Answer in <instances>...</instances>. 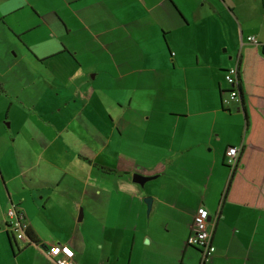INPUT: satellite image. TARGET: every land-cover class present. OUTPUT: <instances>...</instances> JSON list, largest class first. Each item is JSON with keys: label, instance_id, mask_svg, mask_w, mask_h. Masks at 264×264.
Returning a JSON list of instances; mask_svg holds the SVG:
<instances>
[{"label": "crops", "instance_id": "0c3cea01", "mask_svg": "<svg viewBox=\"0 0 264 264\" xmlns=\"http://www.w3.org/2000/svg\"><path fill=\"white\" fill-rule=\"evenodd\" d=\"M124 1L58 0L53 6H80L79 12ZM173 1L179 7L172 1L173 6H163L172 22L164 36L191 26L182 5L194 20L208 23L194 51L179 55L163 36L164 52L153 54L144 38L129 34L138 49L124 59L129 71L116 61V54L126 55L124 49L114 54L102 46L108 55H98L101 62H116L107 71L110 78L129 83L133 77L127 105L132 120L107 102L114 78L105 76L106 86L96 84L98 72L92 78L84 74L68 47L34 56L52 78L45 83L32 78L31 97L11 94L17 106L12 114L10 104L9 123L0 129V264H54L46 252L56 243L74 251V264H200V249L186 242L199 209L209 215L215 247L206 264H264V173L252 207L222 200L231 171L226 151L240 148L245 129L238 97L231 96L223 75L236 68L237 58L231 65L232 57L212 55L207 41L211 21L226 16L239 24L238 54L253 49L262 56L244 37L253 35L264 44V31L244 34L246 21L236 15L244 0ZM54 57L60 62L51 68L46 61ZM137 60L144 64L138 70L132 67ZM189 76L195 78L193 87ZM257 113L264 119L261 100ZM135 175L153 178L141 185ZM10 207L36 243L12 233Z\"/></svg>", "mask_w": 264, "mask_h": 264}, {"label": "rangeland", "instance_id": "374dc122", "mask_svg": "<svg viewBox=\"0 0 264 264\" xmlns=\"http://www.w3.org/2000/svg\"><path fill=\"white\" fill-rule=\"evenodd\" d=\"M54 1L58 0H0V129L2 130L9 123L7 117L10 104L13 102L12 114H14V107L17 106L14 104L15 97L10 95L18 93L20 97H24L25 94L31 97L33 88L29 83L32 78L39 77L41 83L52 78L51 74H48L49 70L38 65L34 56L63 49V46L68 47L82 65L80 69L84 74L91 73L92 78V75L98 72L96 84L106 86L108 79L105 76L110 78L107 71H110L116 62H101L98 59V55H108V53H103L102 46H107L106 51L114 54L120 49L125 50L126 55L116 54V61L124 71H129L124 59L131 55V50L135 49V52L138 50L137 47L133 49L129 34L140 35V38H144L147 52L153 54H157V50L164 52L166 45L162 31L171 29L172 22L170 13H167L163 6H173L170 1L176 5L173 0H125L122 4L119 3L120 6H115L114 3L110 9L105 6H91L78 12L77 9L80 6H74L75 8L53 6ZM178 1L182 5V0ZM239 1L240 4L243 2V0ZM181 7L185 11L184 14L182 13L183 16L188 17L191 26L181 25V29L172 30L170 36H164L167 43L169 41L174 44L173 50L179 55L194 51V48H197L204 40L202 37L206 36L205 25L208 29L206 21L203 25L194 20L187 7L183 5ZM236 15L239 21H246L243 24L244 34L264 31V0H244L242 5L237 7ZM213 20L215 22L211 21L209 40L207 37L211 54L224 58V60L232 57L229 62L233 65L241 49L239 24L236 20L232 21L226 16L224 18L216 16ZM160 21L163 22L164 29H161ZM27 30L30 32L26 33ZM252 46H255L260 53V46ZM204 50L209 56L208 49ZM59 60L57 57L50 58L46 64L52 68L58 66ZM143 65L137 60L132 67L138 70ZM112 78H114L113 86L116 88L108 90L107 102L114 108H118L121 114L125 115V120L128 118L132 120L131 108L127 105L132 93L133 77L129 78L130 84L127 78L120 80L117 75H114L110 78L111 81ZM189 78L191 80L188 84L191 87L195 86V78L192 76ZM143 81L150 82L149 79ZM155 81L158 83L157 79ZM177 81L180 80L177 79ZM21 87L24 89L21 90ZM214 90L218 92L217 87H214ZM194 96L196 94L191 91L190 97ZM121 102L125 103L122 107ZM140 120L145 123L144 117ZM121 128L123 131L127 130L126 126H121Z\"/></svg>", "mask_w": 264, "mask_h": 264}, {"label": "trees", "instance_id": "16d2710c", "mask_svg": "<svg viewBox=\"0 0 264 264\" xmlns=\"http://www.w3.org/2000/svg\"><path fill=\"white\" fill-rule=\"evenodd\" d=\"M264 45V44H261ZM169 54H171L169 50ZM253 49L242 50L237 57L236 73L230 91H236L244 118V136L236 162L222 195L224 203L252 207L264 173V119L257 113L258 100H264V52ZM229 69L225 70V76ZM228 82V81H227ZM100 169L114 171L100 166ZM25 235L36 243L28 227Z\"/></svg>", "mask_w": 264, "mask_h": 264}, {"label": "built area", "instance_id": "2783aa9c", "mask_svg": "<svg viewBox=\"0 0 264 264\" xmlns=\"http://www.w3.org/2000/svg\"><path fill=\"white\" fill-rule=\"evenodd\" d=\"M244 40L248 43L260 45L264 52V45L259 43L258 39L253 35H247ZM236 73V68H231L228 74L225 76L229 83H232ZM231 96L237 97L236 91H231ZM239 148H229L226 151V163L233 166L236 162ZM8 226L12 233L17 236L19 240H25V228L22 218L14 207H10L7 211ZM209 215L206 210L199 209L194 216L193 228L191 234L187 238V244L194 246L201 251L200 264L208 263L214 252L215 247L211 242V232L209 230L210 221H208ZM47 255L52 258L54 264H74V251L66 244L56 243L48 247Z\"/></svg>", "mask_w": 264, "mask_h": 264}, {"label": "water", "instance_id": "95a60500", "mask_svg": "<svg viewBox=\"0 0 264 264\" xmlns=\"http://www.w3.org/2000/svg\"><path fill=\"white\" fill-rule=\"evenodd\" d=\"M152 178L144 177V176H141V175H135L133 177L134 181L139 183V184H141V185H143L146 181L151 180ZM148 206H150V204H148Z\"/></svg>", "mask_w": 264, "mask_h": 264}]
</instances>
